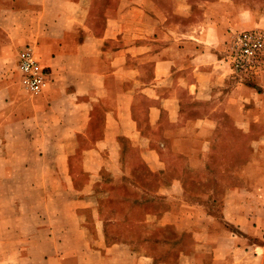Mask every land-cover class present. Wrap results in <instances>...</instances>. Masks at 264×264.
Segmentation results:
<instances>
[{
    "label": "crops",
    "instance_id": "obj_1",
    "mask_svg": "<svg viewBox=\"0 0 264 264\" xmlns=\"http://www.w3.org/2000/svg\"><path fill=\"white\" fill-rule=\"evenodd\" d=\"M249 30H264V0H0L1 145L16 134L54 144L64 155L55 166L74 168L73 182L86 175L85 218L103 172L122 182L140 166L155 177L208 166L207 180L167 177L157 191L165 209L148 214L179 233L175 264H264V56L250 76L226 61L234 37ZM28 45L46 73L39 94L24 88L18 69ZM220 166L235 167L233 178H214ZM94 213L103 245L92 249L93 264L169 262L108 244ZM18 238L0 233V264L30 261Z\"/></svg>",
    "mask_w": 264,
    "mask_h": 264
},
{
    "label": "rangeland",
    "instance_id": "obj_2",
    "mask_svg": "<svg viewBox=\"0 0 264 264\" xmlns=\"http://www.w3.org/2000/svg\"><path fill=\"white\" fill-rule=\"evenodd\" d=\"M41 139L39 135L25 137L16 134L8 148L2 146L0 140V181L5 175L10 178L7 182H0V233L7 234L9 243L15 241L16 236L20 237L17 251L29 257L27 264H43L40 257H62L67 253L80 257L79 264L97 261L92 249L103 245V239L99 240L102 235L98 227L100 222L95 213L92 215V209L97 207L104 220L103 233L108 244L129 243L140 253H152L157 259L167 258V264H175L179 254L176 248L179 233L173 227H157L154 218L151 220L148 214H160L165 209L157 191L167 177L182 175L192 180L193 176H199L207 180L208 166L201 165L195 170L188 165L171 167L167 177L149 176L145 167L140 166L122 182L103 172L95 188L98 205L95 199H87L89 216L85 218V207L80 202L85 195L80 189L85 184L86 175L79 173V179L73 182L74 168L68 167L67 162L64 166L54 165L59 155L64 158L63 152L59 154L53 149L54 144L39 142ZM221 143L218 141L217 145L222 146ZM234 168L220 166L212 175L216 179L221 175L233 178ZM128 170L130 168L125 165V171ZM182 239L186 246L192 242L190 233ZM96 256L99 260L98 253Z\"/></svg>",
    "mask_w": 264,
    "mask_h": 264
},
{
    "label": "built area",
    "instance_id": "obj_3",
    "mask_svg": "<svg viewBox=\"0 0 264 264\" xmlns=\"http://www.w3.org/2000/svg\"><path fill=\"white\" fill-rule=\"evenodd\" d=\"M226 61L237 75H253L264 56V30L239 32L228 48ZM18 69L22 84L32 94H39L46 85L45 69L30 45L18 52Z\"/></svg>",
    "mask_w": 264,
    "mask_h": 264
}]
</instances>
